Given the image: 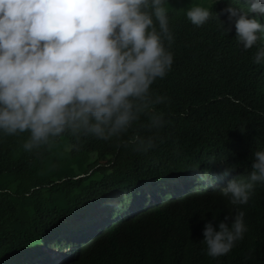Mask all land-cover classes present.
Wrapping results in <instances>:
<instances>
[{"label":"trees","instance_id":"16d2710c","mask_svg":"<svg viewBox=\"0 0 264 264\" xmlns=\"http://www.w3.org/2000/svg\"><path fill=\"white\" fill-rule=\"evenodd\" d=\"M194 5L213 19L194 27L185 16ZM228 5L248 11L247 0H165L174 64L152 85L169 100L157 106L165 126L142 132L156 142L148 152L70 134L27 152V133H0V264H43L34 260L42 247L55 249L65 231L80 236L74 225L88 224L95 228L60 252V264H264V182H255L247 204L232 205L220 193L234 175L247 181L253 153L264 150V64L252 61L264 33L244 50L227 14L215 18ZM249 15L264 25V14ZM144 123L141 117L123 139ZM225 165L237 171L224 176ZM200 175L213 186L198 185ZM100 208L95 223L85 219ZM239 212L244 238L209 257L204 224Z\"/></svg>","mask_w":264,"mask_h":264},{"label":"clouds","instance_id":"9594fccd","mask_svg":"<svg viewBox=\"0 0 264 264\" xmlns=\"http://www.w3.org/2000/svg\"><path fill=\"white\" fill-rule=\"evenodd\" d=\"M247 2V12L228 5L215 13L216 19L227 14L244 50L256 46L264 33V25L249 15L264 14V0ZM185 16L199 28L213 19V12L194 5ZM220 27L225 33L231 31L223 21ZM173 42L165 0H0V133H27L23 143L27 152L65 134L77 139L115 138L117 148L131 145L135 151L148 152L156 142L153 135L142 132L159 131L166 124L165 113L157 106L167 104L169 98L154 94L152 85L172 70ZM252 61L264 64V47L257 49ZM141 117L147 123L123 139ZM236 171L235 166L225 165L222 175ZM198 179L208 180L203 175ZM258 181L264 182V150L253 153L247 181L234 175L220 193L232 205L247 204ZM188 183L180 184L184 191ZM102 211L85 219L95 223ZM243 218L239 212L219 223L204 224L202 242L209 257L228 254L244 238ZM75 226L81 228L80 235L95 228V224ZM55 247H42L37 257L52 251L60 264V252H68L69 245L60 242Z\"/></svg>","mask_w":264,"mask_h":264},{"label":"rangeland","instance_id":"374dc122","mask_svg":"<svg viewBox=\"0 0 264 264\" xmlns=\"http://www.w3.org/2000/svg\"><path fill=\"white\" fill-rule=\"evenodd\" d=\"M198 180V185H209L211 183H213V178H208L207 181H201L199 179ZM181 184V183H180ZM182 185H180V188H181ZM172 192V191H171ZM75 230V229H74ZM89 231V230H88ZM88 233V232H87ZM81 236V235H80ZM80 236H76L75 234L73 233H68L66 231V234L63 235L61 238H60V242H63V243H67L69 245V249L72 247L71 244L69 243H73V242H80L81 238H79ZM59 242V243H60ZM40 258L46 262H48L47 264H58L60 262V259H59V255H57L56 253L50 251L48 253H41V257H37L36 258V261L40 260Z\"/></svg>","mask_w":264,"mask_h":264}]
</instances>
